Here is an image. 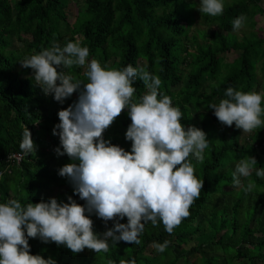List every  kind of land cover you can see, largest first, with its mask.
Segmentation results:
<instances>
[{
    "label": "trees",
    "instance_id": "trees-1",
    "mask_svg": "<svg viewBox=\"0 0 264 264\" xmlns=\"http://www.w3.org/2000/svg\"><path fill=\"white\" fill-rule=\"evenodd\" d=\"M261 1L223 0V15L211 17L199 11L201 0H0V203L16 199L26 206L52 198L68 203L72 197L86 205L69 179L59 175L72 161L56 153L60 140L53 135L60 123L58 112L75 103L79 91L57 102L35 83L34 71L21 64L53 44L63 47L79 39L89 48V62L96 59L116 70L129 64L146 68L161 79L159 91L181 110L185 128H199L209 140L204 161L193 159L204 188L173 234L162 222L157 227L149 222L140 245L109 238V251L99 254L88 249L74 254L66 246L29 238L31 255L56 264H119L122 259H135L136 264H264V179L253 172L248 179L256 187L248 192V179L241 177L237 188L232 176L236 163L247 156L264 169V128L244 135L235 125L221 124L208 107L227 98L229 87L245 93L264 91V78H257L258 73L264 77V36L253 32L256 16H264ZM70 4L77 11L73 23L68 18ZM240 15L247 17L245 27L250 30L242 37L232 28ZM197 19L205 28L195 27ZM228 53L236 57L228 61ZM58 71L89 82L86 67L61 66ZM133 87L138 102L147 89L138 78ZM130 124L125 110L106 130L105 140L130 152ZM25 128L32 133L36 152L23 156L19 164L9 163L10 154L23 152ZM89 218L101 238L115 226L94 213ZM127 222L126 217L120 220ZM165 241L170 243L164 252L153 247V242Z\"/></svg>",
    "mask_w": 264,
    "mask_h": 264
},
{
    "label": "clouds",
    "instance_id": "clouds-1",
    "mask_svg": "<svg viewBox=\"0 0 264 264\" xmlns=\"http://www.w3.org/2000/svg\"><path fill=\"white\" fill-rule=\"evenodd\" d=\"M199 11L221 16L224 2L201 0ZM246 20L244 15L234 19L233 31L239 32ZM89 55V48L82 47L77 39L63 47L53 44L21 63L34 71L35 83L45 95H54L57 102L63 103L79 91L78 100L58 112L60 123L53 135L60 140L56 153L72 161L59 169V175L69 179L86 205L72 197H68V203L56 198L26 206L16 199L0 203V264H56L51 258L31 255L29 238L66 246L74 254L85 249L99 254L109 251V238L140 245L139 237L149 222L153 227L162 222L171 235L190 216L191 206L200 198L204 180L195 175L193 159L204 161L209 148L207 134L194 126L185 128L181 110L173 106L170 96L160 93L159 76L131 64L123 70L107 69L96 59L89 62ZM61 66L86 67L89 82L83 84L71 74L58 71ZM137 78L147 89L138 102L133 99ZM225 96L218 105L208 106L221 124L235 125L244 133L264 128V91L245 93L229 87ZM125 110L131 119L126 132V139L132 143L130 152L104 138ZM36 147L32 133L25 128L21 150L31 154ZM256 166L255 157L240 159L232 174L233 185L240 187L241 177L248 179L253 172L264 179V169ZM255 187V182L248 179L245 190L251 192ZM93 213L106 224L115 222L103 238L94 231V222L89 218ZM125 217L128 222L120 223ZM169 243L153 242V247L162 253ZM119 264L136 261L122 259Z\"/></svg>",
    "mask_w": 264,
    "mask_h": 264
},
{
    "label": "rangeland",
    "instance_id": "rangeland-1",
    "mask_svg": "<svg viewBox=\"0 0 264 264\" xmlns=\"http://www.w3.org/2000/svg\"><path fill=\"white\" fill-rule=\"evenodd\" d=\"M260 6L262 8H264V0H262L260 2ZM76 12H77L76 11V7L73 4H70L69 9H68V18L70 19V22H72V23L74 21V16L76 15ZM195 27L196 28H201V29L205 28V27H203V25L200 23V20H198V19L195 22ZM249 31H250L249 28L244 26L239 32H236V33H237V35L239 37H242L244 34L248 33ZM253 32H256L260 36H264V16H262V15L261 16H259V15L256 16V24H255V26L253 28ZM235 57H236L235 53L226 54V58H227L228 61L234 59ZM259 74L260 73H258V75H257L258 80L264 78L262 75H259ZM258 92H262V90H259ZM245 134L248 135V133H244V135ZM243 137L244 136L241 137V140H243ZM260 146H261V144H260ZM260 146L258 147V149L260 148Z\"/></svg>",
    "mask_w": 264,
    "mask_h": 264
},
{
    "label": "built area",
    "instance_id": "built-area-1",
    "mask_svg": "<svg viewBox=\"0 0 264 264\" xmlns=\"http://www.w3.org/2000/svg\"><path fill=\"white\" fill-rule=\"evenodd\" d=\"M26 154L24 152H21V153H12L10 154L8 157H7V161L9 163H16V164H19L22 159H23V156H25Z\"/></svg>",
    "mask_w": 264,
    "mask_h": 264
}]
</instances>
